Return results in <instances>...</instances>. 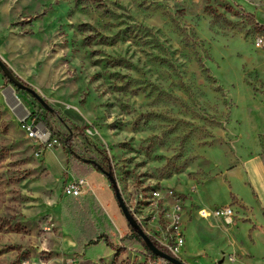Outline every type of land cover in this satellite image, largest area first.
Returning a JSON list of instances; mask_svg holds the SVG:
<instances>
[{
	"label": "rangeland",
	"instance_id": "rangeland-1",
	"mask_svg": "<svg viewBox=\"0 0 264 264\" xmlns=\"http://www.w3.org/2000/svg\"><path fill=\"white\" fill-rule=\"evenodd\" d=\"M263 5L0 0V58L48 104L0 68V264H42L43 233L52 226L29 217L44 199L33 195L32 185L50 175L37 162L56 146L111 170L139 215L153 189L191 184L204 203L225 205L228 197L242 208L218 175L245 157L264 155V47L254 43L262 32L254 8ZM36 48L40 59L31 71ZM27 111L49 127L47 144L27 137L21 122ZM68 171L51 187L60 203L75 179ZM129 228L136 249L129 262L137 253L148 258ZM124 245L117 247L127 250ZM205 253L181 258L217 263Z\"/></svg>",
	"mask_w": 264,
	"mask_h": 264
},
{
	"label": "crops",
	"instance_id": "crops-1",
	"mask_svg": "<svg viewBox=\"0 0 264 264\" xmlns=\"http://www.w3.org/2000/svg\"><path fill=\"white\" fill-rule=\"evenodd\" d=\"M254 9L263 29L264 5ZM35 46L38 47V44ZM30 59L28 65L32 71L38 67L37 62L40 59L38 48L32 52ZM50 151L53 152L47 153L37 162L42 169H47L50 175H47L45 181L32 185L33 195L42 194L44 199H40L41 205L29 213L31 218L37 217L40 220L45 218L44 223L52 226L51 231L43 233L42 243L46 251L42 264H64L68 260H74L75 264H143L144 261L148 264L149 257L142 253H137L129 262L128 256L136 254V249L133 248L135 245L127 246V242L122 238L128 237L130 225L119 206L107 175L94 164L87 162L90 172L85 176L86 190L83 195L89 193L95 197L103 209L105 220L113 229L103 227L94 238L97 240L96 244L83 245L76 249L78 231L64 225L62 203L56 201V195L51 192V187L56 188V176L63 168L68 167L70 175L76 178L70 167L73 159L61 147H53ZM218 176L225 177L224 185L229 182L233 195L239 199L243 207L236 209L228 203V197L225 205L204 203L200 200V190L196 184H191L187 188L175 187L186 197L191 186H197V192L187 200L189 206L184 216L186 242L181 257L188 261L193 258L201 259L202 256H206L205 251L208 249L217 262L223 259L227 264H264V155L255 153L245 157L234 167L222 170ZM227 205L235 208L232 223H228L223 217L202 218L197 213L199 207L212 209ZM98 218L97 226L103 225L105 220L102 216ZM102 233H108L111 237L106 241V238L101 236ZM108 243H114V246ZM123 243L128 249L120 251L117 245Z\"/></svg>",
	"mask_w": 264,
	"mask_h": 264
},
{
	"label": "built area",
	"instance_id": "built-area-1",
	"mask_svg": "<svg viewBox=\"0 0 264 264\" xmlns=\"http://www.w3.org/2000/svg\"><path fill=\"white\" fill-rule=\"evenodd\" d=\"M255 39V46L264 47V28ZM27 137L43 146L51 138L50 129L43 122L32 117V112L27 111L21 118ZM38 154V153H37ZM86 181L84 178H75L69 181L64 194L67 196H78L85 192ZM197 192V186L192 185L188 196H184L175 187L156 188L146 198V204L142 205V215L136 214L134 208H130L145 232L151 237L157 247L164 252L181 258V252L185 246L184 216L189 206L187 200ZM198 215L202 218L223 217L228 223L234 221L235 211L230 206L215 207L208 209L199 207ZM65 264H75L74 260H68ZM148 264H171L166 259L150 256ZM216 264H227L224 261Z\"/></svg>",
	"mask_w": 264,
	"mask_h": 264
},
{
	"label": "trees",
	"instance_id": "trees-1",
	"mask_svg": "<svg viewBox=\"0 0 264 264\" xmlns=\"http://www.w3.org/2000/svg\"><path fill=\"white\" fill-rule=\"evenodd\" d=\"M67 144H70L69 141ZM71 153H73V151ZM72 159L73 160L70 166L72 173L76 178H84L90 172V167H88L87 164L88 162L86 163L85 158L80 156H76V158L73 157ZM96 168L102 172L104 171L102 166H96ZM62 211L64 225L67 228H74L78 231L76 234V249L82 247L83 245L96 244L97 240L94 238L97 236L100 230H103V227H106L107 229H113L112 226L105 220L103 215L104 212L99 202L89 193L78 196H67V198L62 201ZM100 216H102V219L105 220V223H103V225L97 226V222L99 221L98 217ZM101 236L105 237L106 241L111 237V235L108 233H102ZM129 239L131 238H122L123 241L127 242V246H133L134 243ZM137 239L140 242L141 247H143L145 251L150 254L148 247L145 245L139 235ZM108 244L111 245V243ZM152 256L157 257L154 254H152Z\"/></svg>",
	"mask_w": 264,
	"mask_h": 264
},
{
	"label": "water",
	"instance_id": "water-1",
	"mask_svg": "<svg viewBox=\"0 0 264 264\" xmlns=\"http://www.w3.org/2000/svg\"><path fill=\"white\" fill-rule=\"evenodd\" d=\"M0 68L5 73V75L12 82H14L19 88L27 89L45 107H48V104L45 102V100L33 88L25 85L22 82V80L12 71V69L2 61L1 58H0ZM85 160H86V162L92 163V164H94L97 167H101V164H99L95 160H91V159H85ZM103 172L107 175L108 179L111 182V185H112V187L114 189V193H115V196H116L117 201L119 203V206H120V208H121V210H122L125 218L127 219L130 227L143 240V242L145 243V245L148 247L149 251L152 254L156 255L157 257L166 259L171 264H188L182 258H180L178 256H174V255L168 254V253L164 252L163 250H161V249H159L157 247V245L153 242V240L151 239V237L145 232L144 228L142 227V225L140 224V222L137 220V218L135 217V215L131 211L130 207L126 204L124 198L120 194V191L118 189V185H117L116 179H115V177L113 175V172L111 170H104ZM218 262L219 263H222L223 262V259L219 260Z\"/></svg>",
	"mask_w": 264,
	"mask_h": 264
},
{
	"label": "bare ground",
	"instance_id": "bare-ground-1",
	"mask_svg": "<svg viewBox=\"0 0 264 264\" xmlns=\"http://www.w3.org/2000/svg\"><path fill=\"white\" fill-rule=\"evenodd\" d=\"M18 102V101H17ZM85 262V261H84ZM89 263V262H88Z\"/></svg>",
	"mask_w": 264,
	"mask_h": 264
}]
</instances>
